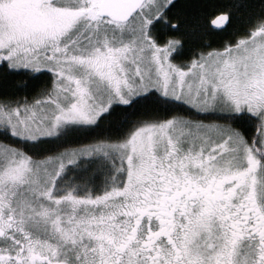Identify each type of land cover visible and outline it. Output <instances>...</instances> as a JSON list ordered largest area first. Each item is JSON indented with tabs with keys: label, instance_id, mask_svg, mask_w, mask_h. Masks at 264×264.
I'll use <instances>...</instances> for the list:
<instances>
[{
	"label": "snow or ice",
	"instance_id": "snow-or-ice-1",
	"mask_svg": "<svg viewBox=\"0 0 264 264\" xmlns=\"http://www.w3.org/2000/svg\"><path fill=\"white\" fill-rule=\"evenodd\" d=\"M0 264H264V0H0Z\"/></svg>",
	"mask_w": 264,
	"mask_h": 264
}]
</instances>
